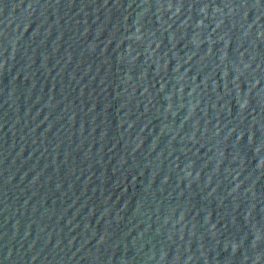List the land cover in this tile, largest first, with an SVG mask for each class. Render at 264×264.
Segmentation results:
<instances>
[{"label":"water","instance_id":"obj_1","mask_svg":"<svg viewBox=\"0 0 264 264\" xmlns=\"http://www.w3.org/2000/svg\"><path fill=\"white\" fill-rule=\"evenodd\" d=\"M0 264H264V0H0Z\"/></svg>","mask_w":264,"mask_h":264}]
</instances>
